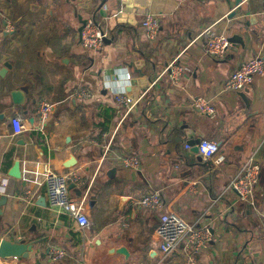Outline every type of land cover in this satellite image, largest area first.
<instances>
[{"label":"crops","instance_id":"crops-1","mask_svg":"<svg viewBox=\"0 0 264 264\" xmlns=\"http://www.w3.org/2000/svg\"><path fill=\"white\" fill-rule=\"evenodd\" d=\"M237 7L229 17L224 0H0V240L41 241L31 260L0 264H264V74L241 92L222 88L242 63L264 58V0ZM146 12L160 19L154 41L141 29ZM87 19L106 33L99 51L80 44ZM208 26L236 38L221 58L197 39ZM173 61L176 83L164 73ZM21 87L28 88L25 102L13 105L9 94ZM143 91L105 153L120 121L115 94ZM197 97L209 100L214 116L192 105ZM41 100L53 105L43 122L36 113ZM13 116L24 122L19 135ZM201 139L217 143L221 164L192 151ZM251 155L261 169L246 203L226 187ZM16 161L20 179L9 175ZM44 169L68 176L69 197L83 202L88 229L48 208ZM153 190L161 192L162 207L141 208L138 201ZM167 212L206 229L208 239L180 244L164 258L155 229ZM51 246L66 256L51 261ZM121 247L127 258L115 253Z\"/></svg>","mask_w":264,"mask_h":264},{"label":"built area","instance_id":"built-area-1","mask_svg":"<svg viewBox=\"0 0 264 264\" xmlns=\"http://www.w3.org/2000/svg\"><path fill=\"white\" fill-rule=\"evenodd\" d=\"M121 11L111 14L112 18H117ZM141 29L148 41H154L159 34L160 19L157 14L146 12L141 21ZM80 44L87 50L99 51L103 48L106 33L100 29L92 19H87L82 24L79 32ZM204 45L205 52L214 58H221L229 50L231 43L228 36L223 32H218L214 26L205 28L197 38ZM170 71L174 83L177 81L176 72L174 73V61L171 62L164 73ZM264 74V60L260 56L253 57L242 63L237 70L232 72L223 83V90L229 92H241L249 86L255 75ZM132 79L129 73H126V80ZM146 91L129 96L125 93H116V103L120 108L117 113L120 121L111 132V138L105 144V153H107L113 143V136L116 135L119 126L126 116H128L135 107L142 101ZM192 105L205 116L211 117L215 114V109L210 105L209 100L197 97L192 100ZM53 105L47 101L41 100L36 105V113L40 120L46 121L49 118ZM13 135L21 134L24 129V122L19 116H13L10 120ZM110 132V131H109ZM107 134V133H106ZM188 149L189 146L186 145ZM198 154L205 161H210L215 165L223 162V157L218 155V145L215 141L201 139L196 145ZM125 165H131L123 161ZM260 162L255 155H251L241 171L234 175L227 184L226 189L232 191L237 199L242 202L250 203L253 199L254 192L258 187L260 176ZM41 183L45 187V199L48 208L54 212L65 215L72 219L79 230L84 231L89 228L90 221L85 214L83 202H76L70 199L67 188L68 176L53 172L50 169H44ZM35 184L36 182L33 181ZM30 192H27L29 195ZM32 197V196H31ZM138 205L149 211H156L162 207V195L159 190H153L140 198ZM155 235L159 239L160 250L164 258L169 257L180 244L185 248L193 245L194 240L199 238L205 242L209 233L206 229L197 228L195 224H189L174 212H167L159 217L158 225L155 229ZM49 259L58 262L66 256L64 249L51 246L48 249Z\"/></svg>","mask_w":264,"mask_h":264},{"label":"water","instance_id":"water-1","mask_svg":"<svg viewBox=\"0 0 264 264\" xmlns=\"http://www.w3.org/2000/svg\"><path fill=\"white\" fill-rule=\"evenodd\" d=\"M224 1L227 4L228 9L231 11L229 14V17H233L235 14H237L240 11V8L237 6L241 3L242 0H224ZM229 42L236 43L237 41H236L235 36H232V38H229ZM9 68H10V65L7 62L4 63V69L2 70V72L5 71V69H9ZM27 92H28V88L26 87H21L19 89L12 90L9 94L11 103L13 105H23L25 102V95L27 94ZM239 97L241 98L242 102H244L246 108H250V105L252 104V101L250 100V98H247V96L244 93H241ZM70 101L72 103L74 102V99H71ZM2 104H4V102ZM197 144L198 142L191 143V145L193 146L192 151L194 153H198L197 148H196ZM73 164H74V159L72 158L64 166L71 167L73 166ZM113 172L114 170L112 169L109 171V174H112ZM9 175L16 179L21 178L20 165L18 161L14 162L9 172ZM39 202L43 206L46 205L45 199L43 197L39 199ZM4 203H5V198L4 197L0 198V215H2V206L4 205ZM40 242H41L40 240L15 241V240H9V239H1L0 240V259L1 260L18 259V260L29 261L32 259L33 248ZM115 253L120 254L124 256L125 258H127L128 256V252L124 247H121L115 250Z\"/></svg>","mask_w":264,"mask_h":264},{"label":"trees","instance_id":"trees-1","mask_svg":"<svg viewBox=\"0 0 264 264\" xmlns=\"http://www.w3.org/2000/svg\"><path fill=\"white\" fill-rule=\"evenodd\" d=\"M109 120H110V117H107L105 121L108 123ZM105 130H106V129H105Z\"/></svg>","mask_w":264,"mask_h":264}]
</instances>
